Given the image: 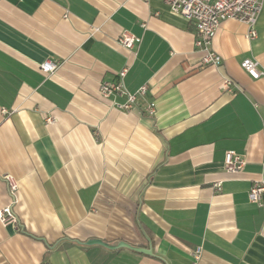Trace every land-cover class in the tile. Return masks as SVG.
I'll return each mask as SVG.
<instances>
[{"label": "crops", "instance_id": "obj_1", "mask_svg": "<svg viewBox=\"0 0 264 264\" xmlns=\"http://www.w3.org/2000/svg\"><path fill=\"white\" fill-rule=\"evenodd\" d=\"M262 2L255 38L221 22L216 66L164 0H0V207L12 174L20 222H0V264H264V194L248 198L264 185V78L241 66L264 70ZM125 65L130 92L148 87L131 111L100 93ZM230 150L246 159L238 172Z\"/></svg>", "mask_w": 264, "mask_h": 264}, {"label": "built area", "instance_id": "obj_2", "mask_svg": "<svg viewBox=\"0 0 264 264\" xmlns=\"http://www.w3.org/2000/svg\"><path fill=\"white\" fill-rule=\"evenodd\" d=\"M171 10L190 20L195 28V47L203 52V65H220L222 56L212 48L213 41L217 30L223 20L233 19L249 26L248 36L255 38L257 36L256 23L262 9V0H164ZM119 41L128 48H132L137 42V37L129 32H124ZM58 61L47 59L40 64V69L45 73H52L58 69ZM242 68L247 71L253 78H264V70L259 68V63L252 59L246 58L241 62ZM128 66L121 68L114 80H104L100 85V93L103 97H109L113 94L124 95L123 102H116V105L123 110L131 111L138 102L139 94H146L147 85H143L137 92H130L125 85V76ZM235 82L232 78L226 77L222 87L226 90L233 91ZM149 112L154 113V103L149 105ZM53 122V118H48ZM246 165V159L241 154L230 150L225 155V168L229 172H238ZM4 178L8 184L10 202L0 207V222L7 225L19 227L20 222L14 209L17 203V192L19 182L12 174H5ZM215 187L221 190L222 183L216 182ZM264 194V185L256 181L250 188L248 198L251 202L261 204Z\"/></svg>", "mask_w": 264, "mask_h": 264}, {"label": "water", "instance_id": "obj_3", "mask_svg": "<svg viewBox=\"0 0 264 264\" xmlns=\"http://www.w3.org/2000/svg\"><path fill=\"white\" fill-rule=\"evenodd\" d=\"M86 244L87 245L100 244V245L105 246V247L110 248V249H116L119 247H126V248H129L131 250L142 252L145 254H152L153 253L151 247L147 248V247L135 245V244H132V243L125 241V240H119L116 244H110L109 242H107L103 239H100V238H91V239H88L86 241Z\"/></svg>", "mask_w": 264, "mask_h": 264}]
</instances>
